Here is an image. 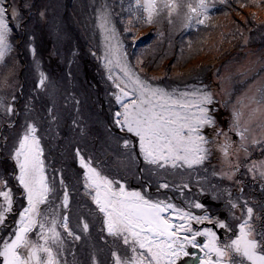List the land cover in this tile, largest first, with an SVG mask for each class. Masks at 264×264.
I'll list each match as a JSON object with an SVG mask.
<instances>
[{
	"label": "snow or ice",
	"instance_id": "6c2138e0",
	"mask_svg": "<svg viewBox=\"0 0 264 264\" xmlns=\"http://www.w3.org/2000/svg\"><path fill=\"white\" fill-rule=\"evenodd\" d=\"M253 3L260 6L258 0ZM92 4L104 51L91 55L102 62L110 82L106 147L98 155L85 154L79 146L74 149L73 159L81 171L69 191L64 169L49 163L42 145L53 129L42 134L35 121H25L8 150L13 170L0 174V264H84L77 248L91 239L90 229L97 224L108 255L99 261L93 245L91 264H181L184 257L196 264H264V216L254 212L243 195L242 181L236 179L243 171L264 191V160L247 159L252 148L264 151V87L256 90L259 98L238 99L239 107L233 105L226 116L229 102L217 99L202 80L168 87L145 75L148 66L140 57L128 55L115 26L114 8L119 6L127 14L120 16V23L132 47L136 46L133 28L165 19L169 25L179 22L186 33L195 32L199 39L209 28L215 4L210 0H127L126 6L125 0H92ZM26 7L25 0L19 5L16 0H0V88L10 83L8 77L13 74L8 59L14 51L12 36L21 26L15 22L22 19ZM192 44L189 35V49ZM30 50L35 56V48L30 46ZM47 80L40 72L37 87L47 91ZM5 115H15V110L0 97V121ZM48 117L55 125L54 108L48 109ZM253 122L262 134L249 141ZM7 124L15 126L11 119ZM73 124L79 126L78 121ZM80 131L85 134L83 128ZM6 145L7 138L0 136V147ZM215 153H219V171L212 164ZM133 167L135 178L143 181L140 189H130L127 179L117 175ZM145 173L159 177L155 192L152 182L144 179ZM167 175L195 176L197 195L207 200L184 197L185 190L191 191L190 183L169 182L164 178ZM209 177L235 182L240 185L239 195L233 197L228 188L212 183ZM15 188L20 189L18 194ZM161 190L166 191L162 194ZM168 192H178L183 206ZM77 196L79 200L72 203ZM18 198L24 203L17 208ZM221 200L227 210L223 218L213 212Z\"/></svg>",
	"mask_w": 264,
	"mask_h": 264
},
{
	"label": "trees",
	"instance_id": "16d2710c",
	"mask_svg": "<svg viewBox=\"0 0 264 264\" xmlns=\"http://www.w3.org/2000/svg\"><path fill=\"white\" fill-rule=\"evenodd\" d=\"M52 1L57 2V0ZM20 2L21 0H16L18 5ZM26 2L27 0H25V3ZM48 2H50V0H33L32 2L30 0L28 6L33 12L42 6L49 8ZM115 2L116 0H113V3ZM43 3L45 5H42ZM258 3L260 5L259 7L253 3V0H239V2H237V0H229L227 5L225 4L215 7L214 11L216 14L223 13L226 15L219 20L218 24L222 23L223 27H229L230 29L234 26L238 27L239 29L235 34V38L238 37L239 33L242 35V33L250 29L251 26L252 30L255 32L256 28L261 23L259 13L260 11L264 12V0H258ZM126 4L127 0H125V6ZM241 4L246 6L241 7ZM85 5L90 6L85 8ZM75 6L83 8L80 10V18L78 21L74 20L72 13L70 15L68 11L69 8L76 10L77 7ZM29 7L25 8L28 10H24L28 12ZM261 8L263 10H261ZM114 11L118 14L115 17V26L117 30L121 32V38L124 40L130 57H140L148 66L151 59L143 57L145 52L143 49L150 44L149 42L154 41L153 48L150 49V55L155 56L153 59L156 63L160 64L161 67H153L154 69L151 70L150 68L152 66H148L147 71L144 74L151 77L153 74L162 72L161 77L157 80V83L161 86L170 84L171 80H165L172 78L173 73L172 69H167L168 64H170L169 61L171 60L169 55H167L166 58L165 56H160L164 51L169 53L174 51V49H176V43H178V46L180 43L181 45H188V36L190 35L193 41L192 48L196 50H190V52H192V56L190 57L191 59L197 57V59L199 58L201 60L200 57L201 55L204 57V52L208 43H211L209 40H212V43H214L216 33L218 32L215 29L217 26H209L208 30L200 34L199 39L195 32L188 34L183 29H181L180 33L177 35L179 37L176 35L174 37H169L168 32L170 34L172 33L171 31H167V27H163L159 33V27L156 23L152 25H140L133 28L132 35L135 37L136 46L132 47L133 41L123 34V28L125 25L120 23V16H126L127 14L121 13L119 6H116ZM61 13L62 15H54V17L58 23L61 25L63 23L65 25L64 28L67 36L65 37V35H62L61 38H58L57 36L50 38L51 35L47 33L45 36L46 39L44 40L45 46H40L32 36H29V28L23 27V25L17 28L13 33H18L14 53L8 58L10 61L9 66L13 68V74L8 77L10 83L6 84L3 88H0V97H2L6 103H11L14 110L15 108H18V112L14 127H9L7 121L8 119L14 121L15 115H5L4 120L0 121V126L3 125L0 130V136L7 138V145L5 147H0V154H2L0 155V174H6L13 170L12 162L7 159L8 150L11 149L18 134L22 131L20 123L22 115L25 114L23 112L25 110L24 107H30L35 104L38 94L43 91L37 87L39 74L40 72H43L48 78L46 83L49 85L48 90L44 96L41 97L43 101L48 102L45 107L51 108L52 104L59 102L58 97H61L66 102H70V105H68L67 108L57 109L59 118L54 126L57 125V127H60L61 129H70V127H72L70 130L72 132L71 138L73 139L64 141V143L58 142V144L53 146H49L44 139L42 145L46 148V155L49 157V163L53 164L55 168L64 169V177L69 185V191H71L76 184V176L81 171L78 168L77 162L73 159L74 149L79 146L85 151V154L94 153L98 155L106 147L104 143V125L110 121V109L112 105L109 103L110 97L108 95L110 82L106 80V72L102 66V62L91 55L92 51H96L97 55H101L104 51L101 49V45H103V36L99 28L96 26L92 0H75V5H70L68 8L61 10ZM26 14H24V16ZM29 21L30 18L25 19L24 26H27ZM19 22H24L23 18L15 23ZM36 23V26L43 25L42 19ZM33 24L34 23H30L28 26L33 27ZM21 29H23V36H21ZM35 33L36 36L39 37L37 34L38 32L36 31ZM161 33L163 35H160ZM227 33L228 32H224L222 35L225 36ZM21 38L25 39L24 45H29L31 47L36 46L34 47L35 56H33L32 52L30 54L27 47L25 48L22 45V48H20ZM201 41L207 43L201 47L200 51H198L197 44ZM171 44H173V48L171 51H167ZM166 59H169V61H164ZM180 67L182 68V66ZM197 73L198 72H196V75ZM5 75L7 76V70H5ZM13 95L16 98L14 102L12 101ZM76 101H79V103L77 104ZM19 107L22 111H20ZM74 120L78 121V127L74 126ZM30 121H35L39 125V128L44 127L43 123H45V127L48 124L53 125L50 119L44 120L45 122H38L35 119ZM81 128L84 129L85 134L83 135L80 131ZM82 139L86 140V149L83 147V144L79 142ZM139 166L142 167L143 164L141 163ZM135 171L136 168L133 167L131 172L122 169L117 173L119 177L127 179V186L130 189H138V179L134 176ZM154 178L155 176L150 177L147 173L144 174V179L146 181L151 180L153 182ZM157 178L159 179V177ZM164 178L167 179V176ZM142 183L143 181H140V186H142ZM14 191L18 194L20 189L15 188ZM152 191L155 192V187L152 188ZM163 192L165 191L161 190L162 194ZM174 194L177 193L175 192ZM168 195L175 197L169 192ZM78 200L79 197L77 196L72 203L75 204ZM23 203L24 200L18 198L16 207L18 208ZM177 204L183 206L184 203L180 201L177 202ZM90 231L91 239L83 241L77 248L78 257L84 262V264H90L89 253L92 251V246L96 245L97 259L103 262L108 255V249L104 247L103 242L99 239V225L97 224L94 228L90 229ZM88 243H90V246H88ZM85 248H88V250L86 251ZM100 248H104V250L100 251ZM69 259H71V257H69Z\"/></svg>",
	"mask_w": 264,
	"mask_h": 264
},
{
	"label": "rangeland",
	"instance_id": "374dc122",
	"mask_svg": "<svg viewBox=\"0 0 264 264\" xmlns=\"http://www.w3.org/2000/svg\"><path fill=\"white\" fill-rule=\"evenodd\" d=\"M32 1L33 0H31V2ZM29 2L30 0H27L26 2L27 8L29 7L28 6ZM210 3H214L215 7L225 5V4H221L220 0H210ZM48 4H49V8L42 6L41 8L36 9L33 12L31 11L30 7L28 12L25 11L28 9L25 10L22 9V18L24 22L17 23L21 26L23 25V27L29 28L28 30L29 36H32L33 39L40 46H45L44 40L46 39L45 36L47 33L51 35L50 38L54 36L61 38L62 35H65V37L67 36L64 28L65 25L63 23L62 25L58 23V21L55 20L54 15H62L61 10L68 8V6L70 5H75V0L72 1L57 0V2L50 0ZM42 5L45 4L43 3ZM89 6L90 5H85L84 7L87 8ZM75 7H77L76 10H73V8H69L68 11L70 15L72 13V17L74 18V20L78 21L80 18V10L83 8L79 6H75ZM261 10L263 9L261 8ZM41 12L44 13L43 17H41L40 15ZM24 14L26 15L24 16ZM224 16L226 15H224L223 13L220 14L215 13L208 21L209 26L212 27L217 26L215 29L218 32L216 33V38L214 43H212V40H209L208 38L209 42L211 41V43H208L207 48L205 49L204 52L205 53L204 57L202 55L200 57L201 60L199 58L197 59V57L195 59L194 58L191 59L190 56H192V52H190V50L191 51L192 50L196 51V50L193 49L192 47L191 49H189L187 44L181 45V43L179 44V46L178 43H176L175 45L176 49H174V51H171V49L173 48V44H171V46H169L167 50L171 52L169 53L164 51L160 56H165L166 58L167 55H169V58H171L170 61L169 59L164 60L166 62L169 61L170 63L168 64L167 69L173 70L172 78L165 80V81L171 80L170 84L166 86L182 87L184 83L195 84L197 82V79L202 80L205 84L209 85L213 93L216 94L217 99L227 100L229 102V108L225 110V115L228 116L233 105L239 107V105L237 104L238 99H240L241 97L246 98L247 96H252V95H257V98H259V93H257L256 90L258 88L264 87V12L260 11L259 13L261 23L256 28L255 32L252 30V26H251L250 29L246 30V32H243L242 35L239 33L237 38H235V34L239 29L238 27L234 26L232 29H230L229 27H223L222 23L218 24L219 20ZM24 18L25 19L30 18L29 24L34 23L33 27H29L28 26L29 24L27 26H24L25 23ZM41 19L43 21V25L36 26L37 25L36 22H39ZM156 24L159 27V33L163 27H167L168 28L167 31H171L172 33L170 34L168 32L169 37L170 36L174 37L175 35L177 36L182 29L180 27L179 22H177L175 25H169L166 19ZM20 31H22L21 36H23V29H21ZM36 31L38 32L37 34L39 37L36 36L35 33ZM224 32H228V33L224 36L222 35ZM17 38H18V33L13 34L12 40L14 42V48ZM21 39L22 40L20 42V48H22V45L25 48L27 47V50L31 54L30 46L24 45L25 39L24 38ZM155 41H159V40H155ZM153 42L154 41L149 42L150 44L145 46V48L143 49V51H145L143 57H145L146 59H151L150 64L148 65V66H152L150 68L151 70L154 69L153 67H157V66L161 67V65L156 63L155 60L153 59L155 56L150 55V49L153 48ZM200 43L197 44L198 51H200L201 47L204 46L207 42H203L202 44ZM182 48L184 49L183 53H181ZM101 49L104 50L103 45H101ZM174 62H177L176 67H172ZM180 66H182V68ZM196 72H198L199 74L197 73L196 75ZM161 74L162 72L158 74H153L151 78L155 79L157 77L155 80L157 82V80L161 77ZM222 89L223 91H221ZM45 93L46 91L43 90L42 93L38 94V97L35 100V104H33L30 107H24L25 110L23 112L25 114L22 115V119L20 123L21 128L23 127L26 120L31 122L30 120L35 119L36 121L40 122L49 119L48 117L49 108L45 107V105L48 102L43 101V99H41V97H43ZM58 100L59 102H56L55 104L51 105V108H54V112L57 117H58L57 109L67 108V106L70 105V102H66L61 97H58ZM245 102H247L246 99ZM252 106L254 107L255 105ZM17 109L18 108H15L14 122L18 112ZM20 111H22L21 108ZM244 111L247 112L248 110L244 109ZM43 124L44 127H40L42 130V134L46 133L49 127L53 129L52 133H47L45 135V140L47 141L49 146L56 145L58 144V142L64 143V141H69L70 139H73L71 138L72 132L70 130L72 127H70V129H65V128L61 129L60 127H57V125L54 126L48 124L45 127V123ZM2 126H0V130ZM250 129L251 131L249 133V141H251L253 137L257 139L261 137L262 130L261 128L257 127V122H253L250 125ZM56 133H58V136L55 135ZM79 142L83 144V147H85L86 149L87 146L86 140L82 139ZM253 149L256 148H252L250 150V154H252ZM260 151L261 149L259 148L258 152ZM241 156L245 157L244 153L241 154ZM213 158L214 160L212 161V164L216 165L217 171H219V159H218L219 153H215ZM252 160H257V161L264 160V155L261 156V158H254ZM142 167H144V165ZM199 175L204 176L206 174L204 172H200ZM170 176L167 175V179L169 182L179 184L181 180H184L190 183L191 191L185 190L184 197L189 199H197V200H205V201L207 200L206 197L197 195L198 187L196 185L195 176H191V177L186 175L185 176L170 175ZM242 176L243 179H241L240 181H242V186L244 188L243 195L250 200L251 206L254 208V212L260 213L262 216H264V207H261L262 205H264V195H258L255 198L253 195L254 194L253 191L255 188H253V186L251 185L252 179L244 172L242 173ZM157 179L158 178L155 177L153 182L150 180L152 182V188L155 187V183ZM209 179L212 183H216L221 187L228 188L232 192L233 197L239 195L238 187L240 185H237L235 182L229 180H220L215 177H209ZM246 181L248 182L247 184L245 183ZM137 184H138V189H140L142 187L140 186V180H138ZM169 193L175 196L173 197L175 203L180 201L184 203L183 199L180 197V194L178 192H176L178 195L174 194L175 192H169ZM223 204L224 201L221 200L213 208V212L219 213V215L222 218L227 215V210L223 207ZM193 211L197 212L199 210L193 209ZM232 223H235V221H233ZM199 227H203V226H199ZM200 239L202 240L203 238ZM88 246H90V243H88ZM85 250L87 251L88 248H85ZM190 251H194V250H190ZM197 254L202 255L201 253H197ZM184 261H186V264H196L194 260L188 257L182 258L181 264H184ZM89 262L91 264V260H89Z\"/></svg>",
	"mask_w": 264,
	"mask_h": 264
},
{
	"label": "flooded vegetation",
	"instance_id": "af4514ba",
	"mask_svg": "<svg viewBox=\"0 0 264 264\" xmlns=\"http://www.w3.org/2000/svg\"><path fill=\"white\" fill-rule=\"evenodd\" d=\"M233 137H234V139L238 140V138H236L234 136V134H233ZM258 149H259L258 147H256V149H253L252 154H250V156L247 159L261 158V156L264 155V151L261 150L260 152H258ZM241 154H243V152L240 153V158L242 161H244L246 159V157L241 156ZM213 160H214V158H213ZM242 173H243V171L237 175L236 179H239V180L243 179ZM245 183L247 184L248 182L246 181ZM257 184H258V182H254L252 180L251 185L253 186V188H255L253 191L254 192L253 195L255 198L258 195H264V191H262L259 186H256ZM195 227H199V226H195Z\"/></svg>",
	"mask_w": 264,
	"mask_h": 264
},
{
	"label": "water",
	"instance_id": "95a60500",
	"mask_svg": "<svg viewBox=\"0 0 264 264\" xmlns=\"http://www.w3.org/2000/svg\"><path fill=\"white\" fill-rule=\"evenodd\" d=\"M218 234H220V233H218Z\"/></svg>",
	"mask_w": 264,
	"mask_h": 264
}]
</instances>
